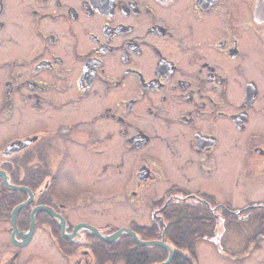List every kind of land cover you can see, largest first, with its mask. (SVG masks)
<instances>
[{"label":"flooded vegetation","instance_id":"flooded-vegetation-1","mask_svg":"<svg viewBox=\"0 0 264 264\" xmlns=\"http://www.w3.org/2000/svg\"><path fill=\"white\" fill-rule=\"evenodd\" d=\"M257 6L0 0V264H111L102 237L121 229L142 240L183 232L193 241L175 253L193 264L254 263L264 240ZM239 224L249 227L229 231Z\"/></svg>","mask_w":264,"mask_h":264},{"label":"trees","instance_id":"trees-1","mask_svg":"<svg viewBox=\"0 0 264 264\" xmlns=\"http://www.w3.org/2000/svg\"><path fill=\"white\" fill-rule=\"evenodd\" d=\"M173 231V230H170ZM176 231V230H175ZM177 233V231L175 232ZM167 239H170V241L175 245L178 249H186L190 247V242L193 241V239H189L184 236L182 233L173 234L172 237H169ZM125 244H122V252H123V258L126 261V264H150L151 262H161L163 259L165 260L168 257V251L162 246L153 245L148 246L146 249L141 247L140 245L136 244L131 238L123 239ZM139 250H145L148 253V250L151 252L156 251L157 253L153 255H147L142 252L143 257L140 258L139 253L137 251ZM152 252L150 254H152ZM149 254V253H148ZM183 254V253H182ZM175 254L174 259L169 264H191L187 254ZM142 260V262H141Z\"/></svg>","mask_w":264,"mask_h":264},{"label":"rangeland","instance_id":"rangeland-1","mask_svg":"<svg viewBox=\"0 0 264 264\" xmlns=\"http://www.w3.org/2000/svg\"><path fill=\"white\" fill-rule=\"evenodd\" d=\"M81 209V208H80ZM79 209V210H80ZM72 214H73V216L72 217H74L73 218V220L74 219H76V218H78L79 216L75 213V212H77L76 211V208H74V207H72ZM125 210V208H120L119 206L118 207H111V210H109V212L108 213H112V214H114V215H117L118 216V218L117 219H114L113 218V216H112V220L111 221H113V222H115L116 221V223H118V224H122V223H124V219H121V218H123V217H121V215L123 214V211ZM124 220V221H123ZM255 226V225H254ZM247 227H249V226H246L245 225V227H243L242 225H235L234 227H231V228H229L228 230L229 231H242V230H247L248 228ZM120 235V234H119ZM161 240H164L165 242H167L173 249H174V256H175V250H178V248H176L175 247V245L170 241V239H161ZM261 242H259V244H257L256 246H258V247H261V248H258L257 250H256V252H255V258H254V263L253 264H264V240H260ZM49 243H50V240L48 241V245H49ZM110 244H109V246H110V248L111 249H113V252L108 256V258L109 259H111V261L113 262V263H111V264H126V261H125V259L123 258V252H122V244H125V242L123 241V239H119L118 238V236L113 240V241H110L109 242ZM136 243V242H135ZM136 244H138V243H136ZM138 245H140V244H138ZM141 246V245H140ZM151 246H153V245H151ZM159 246V245H158ZM141 247H143V248H147L148 246H144V245H142ZM51 248H50V245H49V250H50ZM260 249V250H259ZM182 250H185V249H182ZM144 251V253H146L147 255H153V254H155V253H157L156 251H154L153 250V252H152V254H150L151 252L148 250V253L145 251V250H143ZM142 251V252H143ZM168 251V250H167ZM180 251V250H179ZM168 253H169V251H168ZM184 254H186V253H184ZM169 255V254H168ZM64 257H63V260L61 261V260H59L58 259V261L56 262L57 264H69V263H71L70 262V260L69 259H67L66 258V256L65 255H63ZM174 256H173V259H174ZM168 258V257H167ZM166 258V259H167ZM165 259V260H166ZM172 259V260H173ZM164 261V259L161 261V262H163ZM190 261V260H189ZM155 261H153V262H151L150 264H153ZM172 262V261H171ZM251 262H253V261H251ZM190 263H192L193 264V262H191L190 261Z\"/></svg>","mask_w":264,"mask_h":264},{"label":"water","instance_id":"water-1","mask_svg":"<svg viewBox=\"0 0 264 264\" xmlns=\"http://www.w3.org/2000/svg\"><path fill=\"white\" fill-rule=\"evenodd\" d=\"M257 14L260 17L264 18V0H258ZM94 230L97 231L96 229H94ZM124 230L130 232L132 234L135 242L140 244V245H144V246L159 245V246L166 248L169 251V255H168V258L166 260H164L163 262H156L153 264H169L172 261L173 256H174V249L164 240H142L139 237H137V235H135V233L129 229H121L117 233L111 235L108 238L107 237H102V238L108 242L113 241Z\"/></svg>","mask_w":264,"mask_h":264}]
</instances>
